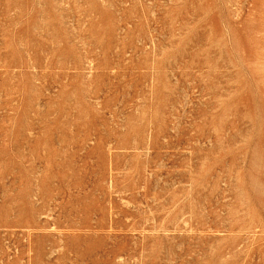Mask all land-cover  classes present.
I'll return each mask as SVG.
<instances>
[{
  "label": "rangeland",
  "instance_id": "1",
  "mask_svg": "<svg viewBox=\"0 0 264 264\" xmlns=\"http://www.w3.org/2000/svg\"><path fill=\"white\" fill-rule=\"evenodd\" d=\"M0 264H264V0H0Z\"/></svg>",
  "mask_w": 264,
  "mask_h": 264
}]
</instances>
